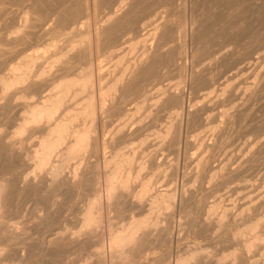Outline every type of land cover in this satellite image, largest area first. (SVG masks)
<instances>
[{
	"label": "rangeland",
	"instance_id": "1",
	"mask_svg": "<svg viewBox=\"0 0 264 264\" xmlns=\"http://www.w3.org/2000/svg\"><path fill=\"white\" fill-rule=\"evenodd\" d=\"M11 1H8V4L7 2H0V7H2L0 8V20L2 19L0 21V37L3 36V34L9 36L25 34L27 39L25 37L24 41H21L20 44L9 43L7 46H3L5 48V66L0 68V74L6 72L9 65L16 63L26 53L30 52L35 54L41 53V57L37 59V64H41L40 66H46L45 57L50 56L54 50L55 52L59 51L60 46L66 45L65 43L68 42L71 35L76 34L79 31H83L87 33L86 40H88L86 43L89 44V46L91 45L90 60L92 59L91 69L93 70L94 78V86L91 90L95 98L98 95L96 93L98 92V89H96L98 88V85L95 81L97 76L103 75L100 83L107 85L113 74L118 68L124 65V63L134 62L137 60L144 49H154L158 38L154 39L152 36L146 35V39L144 41L137 44L134 43L138 39L145 36L144 34L147 33L154 23H164V26L166 27H161L160 33L162 32L163 41H169L166 42L164 46V49L168 53L165 56L167 57L169 55V58L167 57V59L165 56L162 58L165 57L166 60L169 61L171 55L169 54L170 51L167 49L182 43L184 44L182 53L183 56L181 55V57L177 59L176 65L178 66L168 65L162 69V77L147 80L144 84V90L146 91L145 97H142L138 89H135L133 94L127 98V102L124 103V107L130 109V111L124 112L125 114H118L117 112H110L111 110H107L101 112L99 111L95 115V131L93 132V135H95L98 141H103L105 142V146H108L105 147L101 145L99 141L97 150L98 153H87L88 157L86 156L85 163L91 167L90 169L88 168V170L90 172L91 170L93 172L96 170L99 175L102 176L104 167L101 164L103 163L104 157L109 156L112 151L118 148H122V150L126 151H130L131 149L133 151L135 150L134 152L136 153V156H138L136 160L137 162L147 160L146 166L141 170V174L142 176L150 177L152 182L150 184V191L147 192L146 196L139 204L135 203V200H132L134 198L125 197L122 198L120 203L117 205H111L110 207L103 205L100 230L106 233L108 218H112V220L121 224L126 222L130 215L140 216L142 213H145L149 207L150 201L152 200V195L155 194L154 192L172 191L174 193V199L171 207L169 209L161 207L162 210L159 208V211H155L156 214L154 213V217L156 216L155 218H157L158 222L156 225L151 227L152 238H150L149 241L143 242L144 244H141L140 249L143 254L140 259L133 264H169L170 262H173L177 254H183V252L185 253L187 249L194 246L201 247V252L205 256L204 264H217L215 263V259L220 255L233 251L234 248V250L238 252L241 248V240L244 237H252L254 234L259 233L262 234L259 240L254 237H252V239H255L256 241L258 240L261 247H251L243 256L238 255L236 258L228 257L223 259L219 264H262L261 261L264 257V146L261 149L257 146L259 143L264 141V85L261 86L260 80H262V78L259 76L264 68V0H143L141 1L142 4H139L140 8H134V14L131 12L132 14L130 13L127 15L128 20L126 19L127 21L125 20V23L121 24L122 29L120 28V25H118L117 29L119 28L121 30L116 29L118 34L116 32L115 33L120 37V40H118L116 44L118 47H116L115 52L119 54L118 56L123 57L120 62H117V56H115L114 53H111L112 49L107 48L109 44L105 39L102 38L100 40L101 43L103 42L102 44L99 41V43L97 42V48L94 38L95 36L92 34L95 32V28L105 24L106 17L108 15L107 13H109L112 9V6L113 9L117 8L114 6L116 4H108V2L101 0L94 1V3L89 0L90 4L88 3L86 12L76 11V14L71 19H68V16L72 13V10L69 9V11L67 9L69 7H67L66 9L68 12L65 11L61 18L62 21L60 20L57 23V27L58 29L60 28L59 30L61 31L58 30L59 32H51L48 28L51 26L54 21L53 17L56 15L51 16L52 18L48 17L45 15V10L50 11L53 4L39 5L40 3L38 4V1L36 4L33 3V0ZM58 1L60 3L62 0ZM145 1L148 2L146 3ZM96 3L99 4L96 6ZM65 5L69 6V4L65 3L60 4L58 7H64ZM70 5L73 7V4ZM44 6H49L50 9L48 7L45 8ZM72 7L70 8L73 9ZM199 13H202L200 16L202 25L199 26V31L196 34L198 36H194L193 34L191 37L190 20L192 16ZM40 14L44 15L41 17ZM129 15H131V17ZM135 15L137 18L140 17L139 25L141 24L142 28L140 26L139 28L141 29L139 31L133 27L134 24L132 20L136 18ZM40 17L42 20H40ZM39 21H42L44 24L42 26L39 24L38 27L28 26ZM166 21L170 24L172 21L173 24L182 23L180 31H182V29L183 31L180 32L178 30V32H176L177 38L174 37V39H171V36H169L171 29H168V27L170 28V24ZM130 22L132 27H130ZM203 23L205 26H203ZM234 24L236 26H234ZM18 25L20 26V31L12 33L13 30L15 31L19 27ZM120 31H122V33ZM211 34L213 37H216L213 38ZM39 35L41 36L39 37ZM205 38L209 46L207 45L203 48L204 51L202 49L200 50L203 53L199 51L196 52L195 43H201ZM94 42L95 45H93ZM51 43L58 45L59 49H57V47L53 48L50 45ZM105 45L107 47H105ZM147 46H149V48ZM220 46L223 47L222 50L236 49L242 53H248L247 51L249 50V53H245L242 62L229 70L228 62H219L214 65L212 64L213 53L218 48H221ZM99 48L101 49L99 50ZM6 51L9 52L6 53ZM63 52L64 51L57 53L56 56H60V60L70 59V62H74H71V71L62 72L61 74L72 75L79 73L80 69L84 66V61L78 56L75 57L74 53L62 55ZM57 63L58 61L55 62L54 65L56 66ZM207 64H210V69L212 68L211 73H214L213 76H215V79L209 86H205L203 82H200V79L194 78L191 75V70L193 68L199 69L202 68L201 66ZM242 64H245L247 68L227 80L228 75ZM94 72L97 73V75ZM61 74H59V76ZM197 80L199 81L197 82ZM226 80L228 81L227 84L229 87L225 86ZM195 81L198 84L195 83ZM48 82L46 85L44 84V87L40 90L41 92H28L26 95L27 97L25 98H14L12 100V104H14L13 108L15 106L17 107L12 109L10 112L12 117H7V120L2 118L0 115V130L6 132L11 131L14 128L13 118L16 116L18 110L23 106V104L26 101L34 100L36 97L44 95L46 94L45 92L48 93L51 90L54 83L51 81ZM254 86H259V91L257 92L258 94H256L257 96L254 95L251 98H247L249 94L248 92H250L248 87L254 88ZM160 87L162 88L159 89ZM164 88L178 91L182 94V114H176L178 103L174 100L170 101L167 99L163 103L155 102V96ZM21 94H23V92ZM80 95L71 101L72 106H76L82 100L81 97L83 94ZM161 104H164L162 108L160 106ZM203 104H206V106L204 105V107ZM234 104L237 105V107L242 108V116L237 117L235 121L230 123V116L228 114L235 109ZM136 105L141 106L136 110L134 109ZM201 106L205 109L203 108L202 110ZM192 108L198 109V111L200 110V112H198V114H200L195 118L193 117L194 119L192 118V121H187L186 123V120L189 118L187 111ZM179 109L178 111H180ZM134 111L135 114L130 115ZM13 112H15V114ZM4 121L7 122L4 123ZM171 123L172 126L170 132L165 135L164 130ZM122 125L123 130L120 133H117V128ZM177 127L180 138L174 144L173 137L175 136ZM36 135L38 136L39 134L37 132L33 133L26 140L25 146L33 147L32 145L35 143L37 138ZM213 141L217 145V147L212 151L213 157L210 159L209 165L204 170L201 179H195L194 173L199 169L198 162L203 156L209 154L210 151L207 150L203 143L206 144ZM149 158H152L153 162L148 161ZM93 163L98 165L97 169L91 166L94 165ZM228 169L230 170L228 171ZM28 171H30L29 168L27 169V172ZM89 171L87 175L88 177H91L93 172L90 173ZM213 172H217V174L212 176ZM222 173L224 176H221ZM64 174H66V176L70 175V168H66ZM100 180H102V178ZM88 181L89 180H86V183L83 186L84 188L80 191L81 195L79 193L76 194L71 192L72 189L69 185H66L68 187L62 185L60 189L63 191H60V189L58 190L59 193H57L54 197V204L50 207L48 206V208L46 201L47 196L49 195L44 196L40 193V195L37 193L35 194L33 189L24 191L19 195H13L12 199L14 200L12 202V207L14 210L13 208L11 209L9 216L14 221L20 222L18 226H24L27 228L26 233H23V235H26L29 238L39 237V235L48 234V232L52 233L51 231H53L54 234L58 231V229L61 230L62 228H71L69 230H74L76 227L75 225H77L76 221L78 220L77 217L79 216V211L84 206L86 199L90 195V191H87L89 190ZM132 186H136V183ZM63 187L65 189H63ZM188 189L196 190L193 198H185V196L189 194ZM197 191L199 192L197 193ZM38 196H41L43 199ZM14 197H16V200ZM101 200L102 202L104 201L103 197ZM194 202H199L200 205L203 204L205 206L212 205V203H219L220 207H218L217 210L212 213L213 215L211 214L209 216V218L202 219L200 222L190 225L189 222H187V211L193 210L196 204H194ZM36 203H38L39 207L37 214L41 215L42 220H40V222L42 224L37 223L31 213L32 208ZM182 209L184 210L182 211ZM222 209H226L227 212L226 217L223 220L224 227L222 226L223 228L221 227L219 229L208 227L206 223L210 219H214L217 213H219ZM203 218L205 217L203 216ZM168 220H170V222H168ZM253 221L257 222V227L252 231H248L249 234L246 233L240 237H236L235 240L227 239L225 233L227 227L231 228L232 226V228L238 230H241L242 228V230H244V228ZM199 223L201 225H199ZM166 224L170 227L169 235H167L164 231L167 227ZM189 226L193 228H190ZM39 229L42 230L40 231ZM168 238L170 239V244L166 241ZM7 248H9V251H12L13 253L18 251L20 254L24 253L25 255L35 251L36 252L33 253V256H31L32 259L26 260L25 262L19 260L17 258L18 256H14L12 259L6 261V264H51L52 262L51 256L45 255L44 252L39 251V247L34 246L32 243L26 245L21 244L20 247L19 245L11 244ZM96 249L97 245L94 237L85 240V242L80 246H73L69 248L64 247V257L60 258V261H58L57 264H80V260L84 258V256H89L87 264H108L109 259H106L109 254L108 249H104L106 257L104 256L103 260H99L97 255L94 254ZM14 258L17 259L15 260Z\"/></svg>",
	"mask_w": 264,
	"mask_h": 264
},
{
	"label": "bare ground",
	"instance_id": "2",
	"mask_svg": "<svg viewBox=\"0 0 264 264\" xmlns=\"http://www.w3.org/2000/svg\"><path fill=\"white\" fill-rule=\"evenodd\" d=\"M8 1L10 2L11 0H0L1 3L7 2V4H8ZM37 1H38V4L40 3L39 5H41V4H44V5L45 4H47V5L53 4V6L50 5L51 6L50 11L47 10L48 11L47 12L45 10V12H46L45 15L48 17L56 15L53 17L54 21L53 22L51 21L52 24L48 28V30H50L51 32L61 31V30H59L60 28L58 29L57 23H58V21L61 20L62 16L64 15L63 13L65 11H67V9L72 10V13H70V15L68 16V19H71L76 14V11H81V12L85 13L87 8H88V3H89V0H62L60 3L58 0H33V3H36ZM90 1L94 2V1H98V0H90ZM101 1L108 2V4H116L114 6H116L117 8L113 9V6H112V9L109 11V13H107L108 15L106 17L105 24L95 28V32L93 31L94 33H92V34H94V36H95L94 38L96 41V47H97V44L99 42L101 43L100 40L102 38L105 39L109 44L108 47L106 45H105V47L111 48L112 49L111 53L112 54L114 53V55L117 56V62H120L123 59V57L118 56L119 54L115 52L116 47H118L116 44H117L118 40H120L119 39L120 37L117 35L118 33L116 31L122 29L121 24L125 23V20L127 19V15L130 14L131 12L134 14V11H135L134 8H136V7L140 8L139 4H142L141 1H143V0H101ZM170 1H172V0H170ZM11 2H13V1H11ZM15 2H14V4H15ZM33 3H32V5H33ZM65 3L69 4V6L65 5L64 7H58L60 4H65ZM70 4H73V7ZM98 4L96 3V6ZM103 4H104V2H103ZM46 7H48L50 9L49 6H46ZM67 7H69V8H67ZM70 7H72L73 9H71ZM0 8H2V7H0ZM237 9H239V8H237ZM38 10H37V12H38ZM42 10H41V12H42ZM182 11H183V9H182ZM45 12H43V13H45ZM147 12H148V10H147ZM54 13H56V14H54ZM144 13H145V11H144ZM201 14L199 13V14H196L192 17L190 16L191 17V20H190L191 21V28H190L191 37L193 36V34H194V36L197 34V32L199 31V26L202 25L201 19H200ZM233 14H235V13H233ZM37 15H39V14H37ZM43 15H41V17ZM129 16L131 17V15H129ZM144 16H145V14H144ZM14 17H15V15H14ZM135 17H136V15H135ZM144 18H146V17H144ZM204 18H206V17H204ZM65 19H67V18H65ZM40 20H42V18ZM139 20H140V17L139 18L136 17L135 19L132 20L133 24H134L133 27L137 31H139L142 28L141 24L139 25ZM204 21H206V20H204ZM39 22H34L33 24L28 25V26H31V27L37 26L38 27L39 24H40V26H42L44 24L42 21H39ZM131 22L129 23L131 25L130 27H132ZM172 22H171V24L168 22L167 23L170 24V28L168 27V29H171V33L169 32V34H170L169 36H171V39H174V37H176V32H178V30L180 31V29L182 27V25H181L182 23L181 24H176V23L173 24ZM167 23H166V25H167ZM47 24H49V23H47ZM118 25H120L121 29H119V28L117 29ZM61 26H63V25H61ZM140 26H141V28H139ZM163 26H164V23H160V22L154 23L153 26L147 31V33L144 34L145 36L142 35L143 37L138 39L134 43V44H137V43L144 41L146 39V35H148V36H152L154 39L158 38L156 41V44H155L156 45L155 48L152 50L144 49L142 51L141 55L139 56V58H137V60H135L134 62L124 63V65H122L120 68H118L117 71L113 74L111 79L108 81L107 85L100 83L103 75H98L97 78L95 77L96 78L95 81L98 85L97 86L98 88L95 87L96 89H98V92H96L98 94V95L96 94L97 95L96 98L93 96L92 90H91L94 86L93 70L91 69V60L92 59L90 60V58H91L90 57V53H91L90 52V46L91 45L89 46V44L86 43L88 40V39L86 40L87 33L83 32V31H79L76 34L71 35V38L68 40L67 43H65L66 45L60 46L59 51L55 52V50H54L53 53L51 52L52 54L50 56H48V57L44 56L46 58V64H47L46 66H40L41 64L40 65L37 64V61H38L37 59L39 57H41V53L35 54V53L30 52V53H26L16 63L9 65L8 68L6 67L7 71L0 74V115L2 116V118H5V120H7V117L9 118V116L12 115V114L10 115V112L12 111V109H15V107H17V106H15L13 108L14 104H12V100L14 98H18V97H20V98L24 97L25 98V97H27L26 95L28 92L32 93L35 91H40L44 87V84L46 85V83L48 81H51L52 83H54V85L52 86L51 90L48 93L45 92L46 94L40 95V96L36 97V99H34V100H28L23 104V106L21 105L22 107L18 110V113H17L18 115L16 114V116L13 118V121H14L13 127L14 128L11 131L6 132V131L0 130V165H1L0 166V264H6V261H8L9 259H12V257H14V256L15 257L18 256L17 258L19 260L25 262L26 260L32 259L31 256H33L34 255L33 253L36 252L34 250L35 252L28 253V255L27 254L25 255L24 253H23L24 255L20 254L18 251H15L13 253L12 251H9V248H7L11 244L12 245L13 244L19 245V247H20L21 244L26 245V244L32 243V244H34V246L39 247V251H42V252H44L45 255L52 257L51 258L52 259L51 264H57L58 261H60L59 259L64 257V251H63L64 247L69 248V247H73V246H80L85 242V240L92 238V237H94L96 239L97 249H96V251H94V254L97 255V258L99 260L104 259V256H105V252H104L105 250L104 249L105 248L108 249V253H109L108 258H106L107 260L109 259L108 264H133L138 259H140V257L143 254L141 249H140L141 244L145 241H149V239L152 238L151 227L156 225L158 222L157 218H155L156 216L154 217L155 211H157L159 208L161 209V207H163L165 209H169L173 203L174 193L172 191L154 192L155 194L152 195L153 197H152V200L150 201V204H149L147 211L145 213H142V215H140V216H134V215L131 216L130 215L129 218L127 217L128 220H126V222H124V223L119 224L118 222H115L114 220H112V218H108L107 231H106V233H104L100 230V228H101L100 226H101V222H102L103 205H105L106 207H110L111 205H117L120 203V200L122 198H125V197H128V198L132 197V198H134L132 200L133 201L135 200L136 201L135 203L139 204L144 199L147 192L150 191V184L152 183L151 178L142 176V174H141V170L144 169V167L146 166L147 160L137 162L136 160H137L138 156H136V153L134 152L135 150L133 151L130 149V151H126V150H122V148H118V149L112 151L109 156L104 157L103 163L102 164L100 163L104 167L103 168L104 169L103 175L100 176L98 171L94 170V172H93L91 170V172H93L91 177H88V175H87L88 171H89L88 168L90 169L91 167H89L85 163V160H86L87 153H94L95 154L98 150V145H99L100 140L98 141V139L95 137V135H93V132L95 131V115H96V113L99 111L101 112V111L111 110L110 112L114 111V112H117L118 114H122L124 112L130 111L129 108L124 107V103L127 102V98H129L131 96V94H133L135 89L136 90L138 89V91L140 92L142 97H145L146 91L144 90V84L146 83V81L162 77L163 76L162 69L168 65H170V66L176 65L177 59H179L181 57V55L183 53V45L184 44L179 43V44L174 45L171 48L167 49L168 51H170L169 54L171 56H170L169 61L166 60V58L169 55L167 57L165 56L168 53L164 49V46H165L166 42H169V41H166V40L163 41V36L161 34L162 32L160 33V29ZM203 26H205V24ZM234 26H236V25L234 24ZM126 27H128V26H126ZM165 27L166 26H164V28ZM19 28H20V26L15 31L13 30L12 33L20 31ZM27 28H29V27H27ZM201 28H200V30H201ZM215 28H213V29H215ZM92 30H93V28H92ZM26 31H25V33H26ZM122 31H120V32L122 33ZM182 31H183V29H182ZM182 31H180V32H182ZM45 32H46V30H45ZM217 32H219V31H217ZM66 33H67V31H66ZM214 33H215V31H214ZM220 33H222V32H220ZM165 34H167V33H165ZM165 34H164V36H165ZM40 36L41 35H39V37ZM196 36H198V35H196ZM202 36H204V35H202ZM207 36H209V35H207ZM211 36H212V34H211ZM25 37L27 39V36H25V34L18 35V36L17 35L9 36V35L3 34V36L0 37V68L5 66V59H4L5 58L4 57L5 48L3 46L4 45L7 46V44H9V43H15V44L19 43L20 44L21 41H24ZM215 37H213V38H215ZM92 39H93V37H92ZM209 40H212V39H209ZM106 41H104V42H106ZM42 42H43V40H42ZM194 43H195V41H194ZM207 43L208 42L206 41V38L201 43H199V42L197 44L195 43V51L196 52L197 51L202 52V51H200L201 49L203 50V48H205L207 45L209 46V44H207ZM105 44H107V43H105ZM50 45L53 48L57 47V49H59L58 45H56V44L51 43ZM93 45H95V42ZM212 46H214V45H212ZM21 47H22V45H21ZM147 47L149 48V46H147ZM222 48L223 47L218 48L216 51H214L212 64L214 65V64L219 63V62H222V63L228 62V66L230 67V68L228 67L229 70L236 67L238 64H240L242 62L243 57L245 56V53H246V52L245 53L239 52L236 49H224V50H222ZM96 49H94V50H96ZM100 49L101 48H99V50ZM62 51H64L62 53V55L74 53L75 57L78 56L80 59H82L84 61V66L80 69L79 73H76V74L71 73L72 75H69V74L67 75L66 73H65L66 75L61 74L62 72L71 71V64H72L71 62H74V61L70 62V59L69 60H66V59L60 60V56H56V55H57V53H61ZM7 52H9V51H6V53ZM247 52L249 53V50ZM12 53H13V51H12ZM47 53H48V51H47ZM248 53H246V54H248ZM163 56H165L166 58L165 57L162 58ZM61 57H64V56H61ZM70 57H72V56H70ZM6 58H7V56H6ZM72 59H75V58H72ZM57 61H58V63L55 66L54 63ZM176 66H178V65H176ZM201 67L202 68H199V69L193 68L191 70V75L194 78L200 79V82H203L205 86H209L213 82V80L215 79V76H213L214 73L213 74L211 73L212 68L210 69V64H207V65H204ZM246 68H247V66L245 64L240 65L235 71L231 72L228 75L227 80H228V78L235 76L239 72L244 71ZM94 71H97V70H94ZM215 72H217V71H215ZM59 74H61V75L59 76ZM95 74L97 75V73H95ZM259 76H261L260 78H262V80H260V82H261V86H263L264 85L263 84L264 83V68L261 71V74ZM194 78H193V80H194ZM227 80L225 81V83H226L225 86L229 87L227 84V82H228ZM198 81L199 80H197V82ZM197 82L195 81V83H197ZM192 85H193V83H192ZM161 88L162 87H160L159 89H161ZM248 88L250 89V92H248L249 94L247 93L248 94L247 98H251L252 96L258 94L257 92L259 91V86L258 87L254 86V88L253 87H248ZM22 92H23V94H21ZM80 94H83V96L81 97L82 100L76 106H72L71 101ZM231 94H232V92H231ZM167 99L170 101L171 100L176 101V103H178V109L180 108L179 109L180 111H178V109H177L176 114H178V115H179V113L182 114L181 113L183 110L182 94H180L178 91L168 90V89L164 88V89H162L161 92H159L155 96V102L156 103H158V102L163 103ZM13 103H15V102H13ZM163 105L164 104L160 105L161 108L163 107ZM204 105L206 106V104H203V106ZM140 106L141 105H136L134 107V109L137 110V109H139ZM234 107H235V109L233 108L234 110L228 114L230 116V123L235 121V119L237 117L242 116V108L237 107V105H235ZM201 108H202V106H201ZM203 108H202V110H203ZM198 112H200V110L198 111V109H194V108L188 109L187 115L189 118L186 120V123H187V121L188 122L192 121L193 117L194 118L197 117L200 114V113L198 114ZM13 113L15 114V112H13ZM133 114H135V111L132 112V114H130V115H133ZM113 115H114V113H113ZM6 122L4 121V123H6ZM171 126H172V123L166 127V129L164 130L165 135H167L170 132ZM122 130H123V125L118 127L116 132L120 133ZM35 132H37L39 135L38 136L36 135L37 138H36L35 143L32 145L33 147L25 146L26 140ZM179 138H180V134H179L178 127H177V131H175V136L173 137L174 144H175V142H177L179 140ZM115 140H116V138H115ZM100 143H101V145L105 146V142L100 141ZM203 145L207 148L208 151L209 150L210 151H209V154H207L206 156H203L200 159V161L198 162V168L199 169L194 173L195 179H201L204 170L208 167L209 161L213 157L212 151L217 147V145L214 141L211 143H206V144L203 143ZM107 146H105V147H107ZM263 146H264V141L259 143V145L257 147H259V149H261ZM148 161L153 162L152 158H149ZM91 166L96 168V169L98 167L97 164H94ZM28 168L30 169V171L27 172ZM66 168H70V175H68V176H66V174H64V171ZM229 170L230 169H228V171ZM216 174H217V172L216 173L213 172L212 176H215ZM218 174H219V171H218ZM210 176H211V174H210ZM221 176H224L223 173ZM101 178H102V180H100ZM86 180H89L88 181L89 182V190H87V191H90V195L88 196L87 199L85 198L86 202H85V204L83 203L84 206L81 209L79 208L80 211H79V216L77 217L78 220L76 219L77 225H75L76 227L74 230H69L71 228H69V229L62 228L61 230L58 229V231L55 232L54 234H53V231H51L52 233L48 232V234H42V235H39V237L29 238L26 235H23V233L24 234L26 233L27 228H25L24 226L23 227L18 226L20 222L14 221L9 216V212L13 208L12 207V202L14 200V199H12L13 195L14 196L19 195L24 191H27V190L29 191V189H33V192L35 194L40 193V194H43L44 196L49 195V196H47V201H46L47 202V208H48V206L50 207L54 204V199H55L54 197L57 193H59L58 190L61 188L62 185H64V186L69 185V187H71V189L73 190V191L71 190V192L76 193V194H78V193L80 194V191L82 190V188H84L83 186L85 185ZM134 183H136V186H132ZM101 186H102V189H101ZM66 187H68V186H66ZM63 189H65V188L63 187ZM61 190L62 189H60V191ZM85 190H86V188H85ZM188 190H189V192L188 191L187 192L189 194L186 192L188 195H186L185 198L186 199L193 198L196 190H194V189H192V190L188 189ZM198 192L199 191H197V193ZM71 196H72V194H71ZM102 197L104 199L103 202L101 200ZM14 198L16 200V197H14ZM39 198H41V196ZM82 198H83V196H82ZM41 199H43V198H41ZM181 199H183V198H181ZM32 203H34V202H32ZM194 204H195V207L193 208V210L187 211V216H188L187 222H189L190 225H194V223L200 222L202 219L209 218V216L213 212H215L218 207H220L219 203H212V205H209V206H205L203 204L200 205L199 202L198 203L194 202ZM65 206H67V205H65ZM137 206H139V205H137ZM16 207H17V205H16ZM186 207H188V206H186ZM45 209H46V207H45ZM13 210H14V208H13ZM38 210H39L38 203H36L33 206L31 213L33 215V218L36 219V222L41 223L40 220H42V217H41V215L37 214ZM183 210L184 209H182V211ZM226 213H227L226 209H222L219 213H217L216 217L215 218L213 217L214 219H210L206 223V225L208 227H212L214 229L215 228H218V229L221 228L223 226V220L226 217ZM54 215H57V214H54ZM203 216L205 218H203ZM122 221H124V220H122ZM168 222H170V220H168ZM168 224H166L167 227L165 226L166 228L164 229V231L167 235L170 234V227ZM199 225H201V224L199 223ZM256 227H257V222H255V221L248 224L244 228V230H242V228H241V230H238V229L232 228V226H231V228L227 227V229L225 228L226 229L225 230L226 237L229 240H235L236 237H240L241 235H244L246 233L249 234L248 231H252ZM190 228H193V227H190ZM205 230H206V228H205ZM44 233H45V231H44ZM261 235L262 234H260V233L254 234L252 237L259 240ZM252 237H244L241 240V246H240L241 248L238 250V252L236 250H234L235 249L234 248L233 251H230L226 254H222L219 257H217L215 259V263L219 264L222 262L223 259L228 258V257L236 258V257H238V255L243 256L245 253H247L249 251V249L251 247H256V248H259V246L261 247L260 242H258V240L256 241L255 239H252ZM162 238H164V237H162ZM169 238L166 240L168 244H170ZM166 241H165V243H166ZM201 251L202 250H201L200 246L191 247V248L187 249L185 253L183 252V254H180V253L177 255L175 254L176 256H175L173 262H170L169 264H204L205 263V256L202 254ZM42 252H41V254H42ZM77 252H79V251H77ZM263 255H264V253H263ZM88 258H89V256H86V257L84 256V258H82V259L80 258L81 259L80 264H87ZM37 260H39V259H37ZM34 263H35V261H34ZM261 263L264 264V257L262 258ZM146 264H149V263H146Z\"/></svg>",
	"mask_w": 264,
	"mask_h": 264
}]
</instances>
